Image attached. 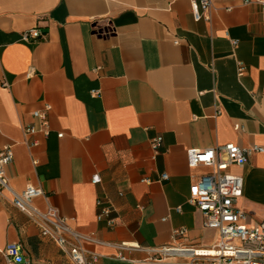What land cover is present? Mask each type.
I'll return each instance as SVG.
<instances>
[{
	"label": "crops",
	"instance_id": "0c3cea01",
	"mask_svg": "<svg viewBox=\"0 0 264 264\" xmlns=\"http://www.w3.org/2000/svg\"><path fill=\"white\" fill-rule=\"evenodd\" d=\"M32 27L42 38L22 41ZM46 105L48 133L29 134L36 144L28 146L22 129L38 128L32 112ZM156 136L161 144L153 152ZM228 142L264 147L256 4L214 0L209 19L195 20L189 0H0V149L12 150L8 185L14 192L40 187L71 227L94 233L101 243L86 248L100 255L95 264L141 261L139 250L117 260L114 245L170 244L179 227L186 231L177 243L211 246L217 231L187 201L208 168H189L185 152ZM229 171L243 180L240 223L264 221V152ZM94 173L98 184L90 182ZM102 206L115 225L97 219ZM7 243L19 244L28 264H68L3 191L0 247Z\"/></svg>",
	"mask_w": 264,
	"mask_h": 264
},
{
	"label": "built area",
	"instance_id": "2783aa9c",
	"mask_svg": "<svg viewBox=\"0 0 264 264\" xmlns=\"http://www.w3.org/2000/svg\"><path fill=\"white\" fill-rule=\"evenodd\" d=\"M192 16L195 20H208L214 0H189ZM243 5L256 4L260 10L262 31L264 34V0H241ZM42 32L37 27L24 30L21 40L24 42L36 41L42 38ZM174 40V43H177ZM236 44V40L231 41ZM244 67L237 63V74L241 75ZM97 95L98 90H93ZM46 105L43 110H34L33 118L38 121V128L26 125L22 129L24 142L28 146L36 144L35 140L28 141L26 136L35 131L44 135L47 130ZM238 129L239 125L235 124ZM61 133L57 136L61 137ZM161 144V137L151 139L150 147L156 152ZM257 152H264V147L258 145L240 146L228 142L221 146L205 149L189 148L185 152L186 164L189 168L204 166L208 171L195 179L188 203L194 205L203 215V226L217 231L216 241L208 247H196L176 242L185 234L183 227L174 228L171 232L173 242L160 246L143 247L138 244L119 242L114 246L117 249L115 258L128 261L124 251L139 250L146 257L130 264H264V221L253 226L240 223L244 217L241 209L236 207V201L242 194L243 180L240 175L229 171L231 165L241 166L248 158ZM10 146L0 149V195L7 191L11 196L12 204L25 213L32 224L37 228L40 236L51 240L65 256L68 264H95L100 255L86 248L87 244L101 243L94 233H82L71 227L66 218L58 209L47 201L43 190L28 184L20 192H14L8 185L6 166L12 161ZM162 178L166 174H162ZM100 176L91 175L90 182L98 184ZM42 200V206L36 205V200ZM101 201L97 200L100 205ZM178 209V208H177ZM111 208L102 206L97 213V219L106 218L108 226L116 224V218L110 217ZM0 255L5 264H28L21 255V247L17 243H7L0 247Z\"/></svg>",
	"mask_w": 264,
	"mask_h": 264
}]
</instances>
